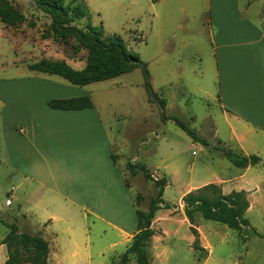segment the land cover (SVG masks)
Wrapping results in <instances>:
<instances>
[{"label": "rangeland", "instance_id": "obj_1", "mask_svg": "<svg viewBox=\"0 0 264 264\" xmlns=\"http://www.w3.org/2000/svg\"><path fill=\"white\" fill-rule=\"evenodd\" d=\"M7 1L25 17V22L9 27L0 21V112L6 102L7 107H39L42 102L61 95V85L78 89L91 97L113 139H127L132 135V143L127 148L120 147L124 149L120 162L124 163L126 182L133 188L135 205L140 212L148 211L150 201L160 189L156 181L162 179V200L174 208L179 204L185 208L183 198L190 192L200 191L209 199L219 195L216 186H207L180 196L187 190L194 173L201 175L207 163L224 159L214 149L216 141L211 122L206 120L209 114H219L211 47L212 36L217 30L210 24L209 17L214 7L220 8L228 12V22L233 26L234 0H82L87 20L93 26L101 25L106 35L121 36L129 53L137 55L146 65L154 96L144 87L141 67L86 86H74L57 75L31 71L30 67L43 59L64 61L79 69L84 65L87 53L84 50L74 53L70 46L44 38L50 20L30 0ZM237 7L245 10L247 19L256 25L264 20V0H239ZM29 22H34L35 27ZM85 24L83 20L78 25L83 27ZM165 47L168 49L164 50ZM32 95L31 100L16 101L21 96ZM164 101V108H160ZM6 113L13 117V113ZM169 116L179 118L207 145H192L193 140L173 125ZM140 141L145 146L142 147L143 157L138 161ZM128 164L133 165L132 172L127 170ZM141 165L148 172H143ZM10 187L11 184L0 188V217L3 218L15 209L13 200L11 206L5 205V190ZM259 217L253 215L250 219L261 228L263 223ZM69 219L73 221L75 230L72 234L75 235L82 216L71 213ZM195 220V229L199 225L202 227L201 231L192 233L196 239L193 247L196 255L192 260L184 252L178 264H205L207 251L199 246L200 237L214 250L208 264H264V228L257 232L249 224L239 233L223 224L205 220L199 214ZM201 220L209 221L204 224L214 227H203ZM101 227L109 230L97 216H86L84 228L92 251L89 264H109L100 256L109 240V233L104 234ZM6 232V226L0 222V242ZM14 249L21 264H31L33 252L30 249L20 246L17 241Z\"/></svg>", "mask_w": 264, "mask_h": 264}, {"label": "crops", "instance_id": "obj_2", "mask_svg": "<svg viewBox=\"0 0 264 264\" xmlns=\"http://www.w3.org/2000/svg\"><path fill=\"white\" fill-rule=\"evenodd\" d=\"M234 2L233 26L228 22V12L220 8L214 7L209 17L217 30L211 47L219 114H209L206 120L211 122L214 149L224 159L207 163L201 175L194 173L180 196L207 186H216L223 196L243 193L248 202L245 217L260 232L264 228V20L256 25L247 19L245 10L238 9L239 0ZM84 66L72 68L81 70ZM60 93L53 99L88 96L92 108L54 110L47 101L39 107L14 108L7 107L6 102L0 112V188L11 184L5 190L11 202L5 205L11 206L13 200L15 206L0 220L47 241L48 264H89L92 251L84 224L87 215H95L109 227H101L104 234L109 233V240L100 256L109 264H117L137 228L133 188L127 184L124 163L120 162L123 148L132 143V135L113 139L89 95L65 85H61ZM32 97L21 96L16 101ZM6 112L13 113V117ZM142 142L138 161L143 157ZM195 143L202 144L198 141L192 145ZM228 150L241 156H257L260 162L235 167L227 158ZM168 204L159 207L151 222L153 236L147 247L150 264H178L184 252L192 260L196 255V239L183 204L177 208ZM71 213L82 216L75 235ZM253 215L260 216L263 227L250 219ZM201 222L203 227H214L204 224L209 221ZM3 239L0 264L8 257ZM199 246L207 251L204 263L208 264L214 250L202 237ZM128 264H136L133 256Z\"/></svg>", "mask_w": 264, "mask_h": 264}, {"label": "trees", "instance_id": "obj_3", "mask_svg": "<svg viewBox=\"0 0 264 264\" xmlns=\"http://www.w3.org/2000/svg\"><path fill=\"white\" fill-rule=\"evenodd\" d=\"M36 8L50 20L43 37L52 39L57 43L70 46L74 53L86 51L85 66L81 70H75L64 61L53 62L41 60L30 67L31 71L57 75L74 86H85L91 83L114 79L123 74L141 67L144 73V87L149 95L154 96L149 83V74L146 65L137 55L130 54L124 40L119 35H106L102 26H93L87 20V11L82 0H30ZM85 20L86 24L80 27L79 22ZM0 21L6 26L15 27L25 22V17L17 8L10 5L7 0H0ZM35 27L34 22H29ZM47 106L54 110L79 111L92 108L88 96L73 97L67 99H52ZM165 102H161L160 108H164ZM175 126L184 131L193 142L201 141L195 132L175 116L168 117ZM228 160L239 168L256 165L260 162L257 156H241L232 151H225ZM133 165L128 164L127 170L132 172ZM143 172H148L144 166H140ZM160 189L154 199L150 201L148 211L140 212L135 208L137 231L130 245L119 256L117 264H128L130 256H133L136 264H150L148 243L153 236L151 222L156 211L161 205L167 204L162 200L164 179L156 181ZM210 188H215L210 186ZM185 215L191 224V232L196 234L195 216L199 214L203 219L225 225L231 230L240 231L249 227V222L244 218L248 208V202L243 193H232L228 196L219 195L215 199H209L201 195L200 191L190 192L183 198ZM136 207V205H135ZM7 228L8 233L3 239L6 245L8 257L4 264H21L15 254V241L33 252L31 264H48L49 245L41 236L29 235L20 232L14 223H6L0 220ZM196 240L193 244L195 247Z\"/></svg>", "mask_w": 264, "mask_h": 264}, {"label": "built area", "instance_id": "obj_4", "mask_svg": "<svg viewBox=\"0 0 264 264\" xmlns=\"http://www.w3.org/2000/svg\"><path fill=\"white\" fill-rule=\"evenodd\" d=\"M10 202H11L10 198H7V199L5 200V203H6L7 205H9Z\"/></svg>", "mask_w": 264, "mask_h": 264}]
</instances>
